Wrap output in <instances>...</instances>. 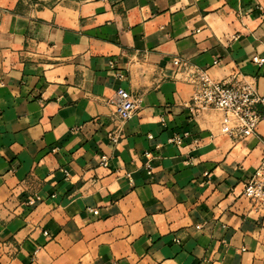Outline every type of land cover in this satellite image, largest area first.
Masks as SVG:
<instances>
[{"label":"crops","instance_id":"obj_1","mask_svg":"<svg viewBox=\"0 0 264 264\" xmlns=\"http://www.w3.org/2000/svg\"><path fill=\"white\" fill-rule=\"evenodd\" d=\"M176 57L264 94V0H0V264H264V121L194 115Z\"/></svg>","mask_w":264,"mask_h":264},{"label":"built area","instance_id":"obj_2","mask_svg":"<svg viewBox=\"0 0 264 264\" xmlns=\"http://www.w3.org/2000/svg\"><path fill=\"white\" fill-rule=\"evenodd\" d=\"M254 62L259 66L264 65L262 58H255ZM173 63L178 72L185 75L184 80L194 87L188 107L194 115L212 109L220 110L223 113L220 131L234 140L241 141L258 132L259 124L264 121V94H257L250 85L240 81L226 83L215 80L208 70L186 65L179 57L174 58ZM216 63H218L217 60L214 64ZM139 103L140 100L136 99L128 89H118L115 106L116 112L122 120L133 117L137 112ZM187 136L188 134L175 136L169 139V143L181 145ZM262 152L260 165L246 182L243 194L264 210V139ZM101 157L102 165L107 167L109 157L105 155ZM97 213L98 211H95V214Z\"/></svg>","mask_w":264,"mask_h":264}]
</instances>
